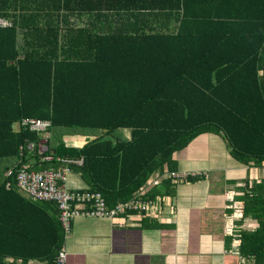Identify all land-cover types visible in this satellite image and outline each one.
Here are the masks:
<instances>
[{"label":"trees","instance_id":"16d2710c","mask_svg":"<svg viewBox=\"0 0 264 264\" xmlns=\"http://www.w3.org/2000/svg\"><path fill=\"white\" fill-rule=\"evenodd\" d=\"M83 2L0 0V18L11 23L0 28V264H54L64 243L57 205L18 188L23 165L36 173L74 171L86 187L70 191L98 192L113 207L140 193L164 195L161 186L143 189L155 172L175 171L174 153L199 134L221 135L241 164L264 163V0L140 6L176 11L179 26L170 35L71 27ZM24 119L50 121L44 144V133ZM119 128L130 129L129 141L114 139ZM59 129L92 138L64 147L54 137ZM78 159L81 165L68 162ZM241 201L242 217L258 226L238 234L239 253L264 264V179Z\"/></svg>","mask_w":264,"mask_h":264},{"label":"crops","instance_id":"0c3cea01","mask_svg":"<svg viewBox=\"0 0 264 264\" xmlns=\"http://www.w3.org/2000/svg\"><path fill=\"white\" fill-rule=\"evenodd\" d=\"M83 1L76 11L84 6L76 12V17L70 16L69 24L83 27L91 34L170 35L179 26L176 11L171 12L164 5L159 10L146 7L142 12L140 6H148L150 0ZM163 2L170 5L176 0ZM120 6L125 8H114ZM130 11L136 14L130 15ZM157 12L159 18L153 21L137 14ZM169 13L172 16H167ZM114 14L124 15V20ZM18 44L21 45L19 38ZM111 50L107 51L110 56ZM115 131L114 139L130 140V129ZM91 138L68 134L60 141L64 147L80 148ZM173 156L176 163L173 172L186 174L193 180H170L166 184L162 181L168 179V172L152 174L143 192L148 194L161 186L164 193L156 195L160 198V208L152 215L133 213L115 219H73L60 249L66 253L65 264H239L240 257L246 256L239 253L238 234L258 226L256 220L242 217L241 196L253 183L264 179V163L261 166L239 163L230 155L225 139L211 133L195 136ZM66 186L69 189L86 187L74 171H68ZM31 263L38 264L33 260Z\"/></svg>","mask_w":264,"mask_h":264},{"label":"built area","instance_id":"2783aa9c","mask_svg":"<svg viewBox=\"0 0 264 264\" xmlns=\"http://www.w3.org/2000/svg\"><path fill=\"white\" fill-rule=\"evenodd\" d=\"M0 25H4L0 21ZM23 126H28L31 131L45 132L50 127V122L40 119H24ZM42 141L40 144H44ZM39 144V145H40ZM33 144L28 142L26 149L31 150ZM44 146L39 147V152H44ZM49 159V157H47ZM69 163L81 165L82 160H69ZM68 173V170H67ZM66 171L57 172L45 170L39 173L30 172L23 165L17 174V186L20 190L26 191L36 199L54 202L59 211V221L62 224L64 238L70 233V224L77 217H97L115 219L117 217L138 215H152L155 209L160 208V198L148 199L142 193L136 194L132 199L125 202H118L113 207H108L102 195L92 191H70L66 186ZM10 174V171L7 173ZM173 182L185 180L186 174L171 172ZM154 184H157L156 182ZM241 216V213H240ZM66 253L58 252L54 264H65ZM39 264V263H38ZM239 264H259L254 256L240 257Z\"/></svg>","mask_w":264,"mask_h":264},{"label":"rangeland","instance_id":"374dc122","mask_svg":"<svg viewBox=\"0 0 264 264\" xmlns=\"http://www.w3.org/2000/svg\"><path fill=\"white\" fill-rule=\"evenodd\" d=\"M69 131V129H59L57 132H56V130L54 131V137L56 138V139H61V140H63L62 138H64L66 135H68V134H73V133H70V132H68ZM116 131H114V133H115ZM113 133V134H114ZM44 136L45 137H50V132L48 131V132H46V133H44ZM61 142V144H62V141H60ZM66 145V144H65Z\"/></svg>","mask_w":264,"mask_h":264},{"label":"bare ground","instance_id":"6f19581e","mask_svg":"<svg viewBox=\"0 0 264 264\" xmlns=\"http://www.w3.org/2000/svg\"><path fill=\"white\" fill-rule=\"evenodd\" d=\"M0 21L4 23V25H0V28H7L11 26V23L6 19L0 18Z\"/></svg>","mask_w":264,"mask_h":264}]
</instances>
